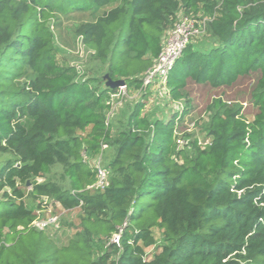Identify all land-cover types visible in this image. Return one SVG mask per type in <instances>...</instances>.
Listing matches in <instances>:
<instances>
[{
	"label": "trees",
	"instance_id": "obj_1",
	"mask_svg": "<svg viewBox=\"0 0 264 264\" xmlns=\"http://www.w3.org/2000/svg\"><path fill=\"white\" fill-rule=\"evenodd\" d=\"M74 12L86 14L78 33L107 64L105 74L142 90L152 88L141 75L178 13H207L206 35L215 45L203 51L188 44L167 90L187 103L198 92L220 94L207 107L211 140L202 146L194 139L187 153L190 108L151 122L142 115L145 98L113 136L108 100L117 88L106 87L105 75L100 82L79 79L55 46L49 20ZM110 143L118 146L104 166L109 184L91 187L97 169L84 154L103 153ZM4 152L20 164L0 170V264H264V0H0ZM57 164L70 187L35 180ZM29 179L35 197L85 209L79 231L64 244L51 228L33 226L37 210L18 187ZM121 228L120 244L111 243ZM155 228L167 242L148 253ZM97 246L102 253L93 259Z\"/></svg>",
	"mask_w": 264,
	"mask_h": 264
},
{
	"label": "rangeland",
	"instance_id": "obj_2",
	"mask_svg": "<svg viewBox=\"0 0 264 264\" xmlns=\"http://www.w3.org/2000/svg\"><path fill=\"white\" fill-rule=\"evenodd\" d=\"M220 4L221 0H216ZM116 4L107 6V9L114 7ZM85 13L74 12L71 15H58L54 16L49 20V25L55 34V46L59 51V54L64 58V65L75 66L77 70V77L79 79H97L100 82L103 76L107 72V64L99 61L92 56V51L84 46L83 38L78 33V26L80 22L86 19ZM183 14L178 13V18ZM201 16L204 18H210V16L201 12ZM168 35V34H167ZM167 36L164 38V43ZM192 45L194 48L199 50H209L215 45L214 41L209 35L203 34L196 38ZM146 73V72H145ZM145 75V74H144ZM142 74L141 76L144 77ZM94 85L97 82L93 83ZM145 96L143 94L147 93ZM213 94V95H212ZM229 94L233 95V91H229ZM220 94H214L211 92H198L195 95V100L187 103L184 99L174 100L167 88L152 87L149 90H142V87H131L127 88L125 95L117 98L116 104L108 110V116L110 123L113 126V136L117 132L127 127L128 118L132 113L135 105L142 99L145 98L146 105L142 111L143 116H147L149 121L155 122L158 119L167 120L174 113L179 112L183 108L189 107V113L185 115L183 126H187V131L194 133L193 136H187V144L184 146V150L187 153L193 152L192 141L198 139L199 143L203 146L211 140L210 135V124L212 112L207 108L209 102L213 97ZM223 95V94H222ZM228 99V98H227ZM247 101L244 103L246 105ZM251 111V110H250ZM107 116V117H108ZM248 118L252 119L251 115L248 114ZM81 134V133H78ZM85 134V133H82ZM117 144L110 143L105 145L102 154H96L94 156H86V162L90 167H93L98 163V159L101 158L103 166L108 165L115 158L117 153ZM10 162L20 164L17 156L12 152L0 153V170L3 166H6ZM65 167L61 164L53 166L50 171L44 175H39L35 180L37 182H44L47 179L53 180L59 183L63 187H70V179L68 175L64 174ZM110 173V172H109ZM111 173L109 174L110 178ZM33 179H29L26 183L18 181V187L23 192V199L25 200L29 208H35L39 217L49 216L50 214H60L61 220L58 225L51 228L50 235H58L61 239V244H64V240L73 236L81 227V220L84 218L86 211L82 207H78L72 210H66L61 207L60 204L56 203L53 198L48 195H41L35 197L32 195V182ZM9 193L12 194V189H8ZM3 197V193L0 192V198ZM156 243L154 246L148 249V253L153 252L155 249L160 248L161 245L167 242L163 231L160 228H155ZM46 231V233H47ZM56 231V232H55ZM52 232V233H51ZM49 233V232H48ZM54 233V234H53ZM55 241V239H53ZM56 242V241H55ZM67 243V241H66ZM57 244V243H56ZM102 253V249L99 246L95 248L93 252V259H96Z\"/></svg>",
	"mask_w": 264,
	"mask_h": 264
},
{
	"label": "built area",
	"instance_id": "obj_3",
	"mask_svg": "<svg viewBox=\"0 0 264 264\" xmlns=\"http://www.w3.org/2000/svg\"><path fill=\"white\" fill-rule=\"evenodd\" d=\"M208 18L204 17H192L188 15H182L178 18L175 26L168 32L166 41L159 56L155 59L154 65L149 68L144 77V86L162 87L167 88V82L171 70L175 66V63L179 57L183 54L185 48L193 42L196 38L206 33ZM85 46V45H84ZM93 52V51H92ZM127 85H123L117 88V91L110 94L108 102L114 107L116 99L123 96L127 92ZM118 100V99H117ZM109 120V116H108ZM102 154V153H100ZM86 155V154H85ZM88 155L86 156V158ZM98 159V163L94 165L97 169V180L94 185L98 188H105L109 184V171L104 167ZM61 220L60 214H50L49 216L39 217L33 222V226L41 230L52 228L59 224ZM123 228L119 232L114 233L110 238L111 243L120 244V237Z\"/></svg>",
	"mask_w": 264,
	"mask_h": 264
},
{
	"label": "water",
	"instance_id": "obj_4",
	"mask_svg": "<svg viewBox=\"0 0 264 264\" xmlns=\"http://www.w3.org/2000/svg\"><path fill=\"white\" fill-rule=\"evenodd\" d=\"M104 78L106 79V87L108 88H119L126 84V81L124 79H113L110 77V75L107 73L105 74Z\"/></svg>",
	"mask_w": 264,
	"mask_h": 264
}]
</instances>
